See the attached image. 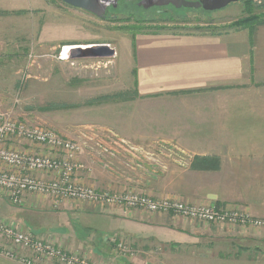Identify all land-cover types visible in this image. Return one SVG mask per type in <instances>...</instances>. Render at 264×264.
<instances>
[{"label":"crops","instance_id":"1","mask_svg":"<svg viewBox=\"0 0 264 264\" xmlns=\"http://www.w3.org/2000/svg\"><path fill=\"white\" fill-rule=\"evenodd\" d=\"M35 7L34 0H0V48L2 40L8 41L1 34L11 36ZM64 26L66 22L45 21L46 41L65 40L54 36ZM151 38H137L135 44L125 39L123 60L118 45L115 58L124 87L116 88L115 77L107 80L94 97L119 96L93 105L98 112L91 124L112 130L134 146L172 144L188 165L171 162L161 173L149 168V172L124 176L106 169L85 151L79 157L83 167L77 181L101 191L135 189L193 204L222 208L240 204L264 217V23ZM59 44L53 45V51ZM53 51L48 55L61 62ZM131 78L133 87L125 86ZM20 148L32 149L27 144ZM213 156L219 158V167L199 166ZM13 207L15 211L7 217L0 211V217L102 264L110 262L113 247L108 240L113 235L128 241L150 238L173 246L200 247L244 239L229 225L125 206L107 209L74 200L54 206L50 197L27 194L22 204ZM0 264L24 263L0 253Z\"/></svg>","mask_w":264,"mask_h":264},{"label":"rangeland","instance_id":"2","mask_svg":"<svg viewBox=\"0 0 264 264\" xmlns=\"http://www.w3.org/2000/svg\"><path fill=\"white\" fill-rule=\"evenodd\" d=\"M158 1L105 0V3L113 7H109L106 17L102 18L62 0H34L36 7L24 16L26 22L21 20L22 24L11 32V36L1 34L8 39L2 40L3 47L0 48V97L3 109L14 118L30 124H43L69 139L78 140L82 132L90 128H99L105 134L120 139L112 130L91 123L96 120L98 112L92 108L106 102L95 103L93 100L107 80L115 77L116 88L124 87L122 74L117 71L118 61L115 56L119 45L121 60L124 59L125 39L130 38L135 44L137 38L148 41L152 36L219 32L244 27L249 25L245 23L248 18H252L255 24L264 21V0H253L251 6L246 0H240L216 11L189 8L179 13L173 11L172 5L158 7ZM49 3L50 7H45ZM48 20L52 25L53 22H66V26L57 32L51 29L55 37L65 40L50 38V42L46 41L47 34L43 27ZM25 27L26 33L22 31ZM55 44L59 46L53 51ZM67 45L79 47L70 52L66 50L69 57L61 58L63 47ZM101 45L108 46L114 54L102 57L88 52ZM51 51L62 59L61 62L48 55ZM124 83L125 86L128 84L133 87V78L129 83ZM19 145L22 147L23 143ZM136 147L139 149L138 155L136 157L131 154L130 161L138 169L132 173L149 172V168L164 172L177 157L175 153L169 156V149L181 154L174 145L165 142L140 144ZM161 149L164 150L162 154ZM186 162L185 166L188 165ZM12 205L0 194V211L3 216L7 217L15 211ZM216 208H239L254 218L264 220V217L254 215L240 204ZM52 209L58 210L54 207ZM223 225L234 227V231L240 232L244 239L236 237L230 243L212 242L207 247L173 246L150 238L138 242L130 239L127 253L122 254L113 249L109 264H264V227Z\"/></svg>","mask_w":264,"mask_h":264},{"label":"built area","instance_id":"3","mask_svg":"<svg viewBox=\"0 0 264 264\" xmlns=\"http://www.w3.org/2000/svg\"><path fill=\"white\" fill-rule=\"evenodd\" d=\"M63 48L61 58L65 56V46ZM19 143L32 149H21ZM36 147L43 151L34 150ZM85 151L90 152L96 162L119 175L128 176L138 169L130 161L131 154L138 155L136 146L115 139L99 128L82 132L78 140L69 139L43 124L14 118L3 109L0 97V194L14 205L22 204L27 194H36L50 197L54 206L64 200H74L107 209L125 206L211 224L264 227V220L239 208L221 209L172 197L155 198L136 190L101 191L79 183L77 173L83 167L79 157ZM163 151L161 149V154ZM168 152L169 156L175 153V162L187 164L184 154L172 148ZM40 173L43 176H39ZM109 241L122 254L129 250L125 238L113 235ZM0 253L24 264H100L83 253L64 250L44 236L1 217Z\"/></svg>","mask_w":264,"mask_h":264},{"label":"water","instance_id":"4","mask_svg":"<svg viewBox=\"0 0 264 264\" xmlns=\"http://www.w3.org/2000/svg\"><path fill=\"white\" fill-rule=\"evenodd\" d=\"M66 4L75 8L84 9L95 14L98 17H106L109 4L105 0H62ZM240 0H159L156 4L159 6L173 5L176 8H203L206 11H216L223 9L231 3ZM106 45L98 46L97 49L88 50L97 56H108L114 54L113 50H109ZM152 264V263H147Z\"/></svg>","mask_w":264,"mask_h":264},{"label":"trees","instance_id":"5","mask_svg":"<svg viewBox=\"0 0 264 264\" xmlns=\"http://www.w3.org/2000/svg\"><path fill=\"white\" fill-rule=\"evenodd\" d=\"M248 2V4L251 6L252 3H253V0H246ZM110 7H113V6H110ZM158 7H161V6H158ZM173 7V11H175L176 13H179L185 9H189V8H176L172 5ZM203 9V8H201ZM204 10V9H203ZM251 22V23H250ZM245 23H249L250 25H254V21L252 20V18H248ZM261 23H264V21H261L260 23H257L255 25H258V24H261ZM119 96V94H114V95H108V96H101V97H98V98H95V100H93L95 103H98V102H102V101H107V100H111V98H114L116 99L117 97ZM90 103V102H89ZM68 106V105H66ZM201 165L199 166H206V167H211V168H217L219 167V164H220V161H219V158L216 157V156H213V157H207V158H204L203 160H201L200 162ZM109 241V240H108ZM110 245L113 247L114 249V246L112 245V243L109 241Z\"/></svg>","mask_w":264,"mask_h":264},{"label":"bare ground","instance_id":"6","mask_svg":"<svg viewBox=\"0 0 264 264\" xmlns=\"http://www.w3.org/2000/svg\"><path fill=\"white\" fill-rule=\"evenodd\" d=\"M79 46H65V59L69 57V53L68 51H72L74 50L75 48H78ZM68 50V51H66Z\"/></svg>","mask_w":264,"mask_h":264},{"label":"flooded vegetation","instance_id":"7","mask_svg":"<svg viewBox=\"0 0 264 264\" xmlns=\"http://www.w3.org/2000/svg\"><path fill=\"white\" fill-rule=\"evenodd\" d=\"M111 5L108 6V8L110 7Z\"/></svg>","mask_w":264,"mask_h":264}]
</instances>
